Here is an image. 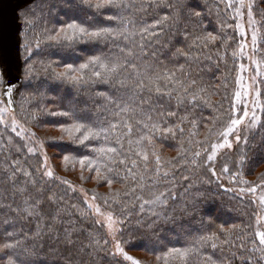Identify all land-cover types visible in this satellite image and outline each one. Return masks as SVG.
Segmentation results:
<instances>
[{"label":"trees","instance_id":"trees-1","mask_svg":"<svg viewBox=\"0 0 264 264\" xmlns=\"http://www.w3.org/2000/svg\"><path fill=\"white\" fill-rule=\"evenodd\" d=\"M236 9L33 0L19 11L16 109L0 95V264H264V2L250 8L259 118L225 137L243 114ZM97 59L120 67L106 74ZM82 191L118 220L135 263L113 253Z\"/></svg>","mask_w":264,"mask_h":264},{"label":"rangeland","instance_id":"rangeland-1","mask_svg":"<svg viewBox=\"0 0 264 264\" xmlns=\"http://www.w3.org/2000/svg\"><path fill=\"white\" fill-rule=\"evenodd\" d=\"M229 2H233L237 5V9H236L237 29L239 30L243 38V41L241 43L240 54H241V58L245 61L244 63L241 64L239 73L237 75L238 88L236 92L235 103L238 104L239 106H242L243 114L241 117H243L244 111H247L248 113V117L243 120L241 126L251 128L255 124L252 121L254 120L256 122L258 120L259 110H260L257 99V88L255 86V82L257 81L259 75L262 73V66L259 64V62L256 60V58L253 55L257 45L258 33L253 25L254 21L250 10L252 0H229ZM249 13H251V15ZM253 36H255V42H253ZM0 83H1V77H0ZM52 92L58 93V91L55 90H53ZM237 93L240 94L239 97H237ZM244 105H247V107L244 108ZM8 120L14 126L17 125V123L12 118ZM42 156H43L42 169L44 170L45 174L47 172H52L53 174V168L51 162L56 163V161L50 160L49 157L47 156V153L43 150H42ZM82 193L84 196V200L88 208L91 210L93 216L96 218L98 222H100L103 225L106 234L109 238V241L111 243L113 253L127 260L130 263H135L136 256L133 253L126 251L118 240V231H119L118 220L110 212L100 207L92 197L88 196L83 191ZM109 216H111V220L108 219ZM113 221H115L114 224ZM110 224L112 225L113 228L112 231H110L109 229ZM117 243H119V249L117 248ZM120 249H122V251H120Z\"/></svg>","mask_w":264,"mask_h":264},{"label":"water","instance_id":"water-1","mask_svg":"<svg viewBox=\"0 0 264 264\" xmlns=\"http://www.w3.org/2000/svg\"><path fill=\"white\" fill-rule=\"evenodd\" d=\"M33 0H0V73L1 99L10 111L16 109V100L22 85V58L20 53L19 11ZM11 82V98L5 95L3 84ZM5 100H10L5 103Z\"/></svg>","mask_w":264,"mask_h":264},{"label":"snow or ice","instance_id":"snow-or-ice-1","mask_svg":"<svg viewBox=\"0 0 264 264\" xmlns=\"http://www.w3.org/2000/svg\"><path fill=\"white\" fill-rule=\"evenodd\" d=\"M261 2H264V0H261ZM229 7H231V5H229ZM198 14H199V13H198ZM249 14L251 15V13H249ZM70 27H74V25H70ZM80 31H81V33H84V29H81ZM89 35H92V36H99L100 33H99V32H94V33H90ZM213 39H215V37H213ZM253 42H255V36H253ZM90 63H93V64H99L100 69H102L104 73L109 74V75H111V74H115V73L118 71L119 67H120L118 64H112L111 67H109V66L106 65V64L100 63L98 59H97V60H93V61H91ZM70 67H71V66H69V68H70ZM87 67H88V65H82V66H81L82 69H83V68H87ZM94 75L97 76V77H99V76H101V72H100V71H96V72H94ZM72 78H73V79H77L76 77H72ZM81 79H82V77H81ZM3 88H4V91H5V95L8 96L9 98H11V95H12V93H13V86H12V83H11V82H6V83H4V84H3ZM259 95H260V93H257V96H259ZM239 96H240V94L237 93V97H239ZM9 102H10V100H5V103H6V104L9 103ZM233 107L235 108V105H234ZM246 107H247V105H244V108H246ZM65 114H66V113H65ZM253 115H255V114H253ZM247 117H248V113H247V111H244V115H243V117L237 116L235 119H231V118H230L231 125H232V126H235V127H240V126L242 125V123H243V120H244L245 118H247ZM252 122L255 123L254 120H253ZM232 126H230V127L228 128V130L223 134L225 137H228V136L234 134V132H235V127H232ZM77 131H80V129L77 128ZM167 131L170 132L171 129H167ZM90 135H91V133H90ZM88 138H89V137H88L87 135L84 137L85 140H87ZM236 139H237V142H239L240 137L237 136ZM82 142H83V141H82ZM228 146L231 147L230 144H229ZM30 151H31V149H30ZM101 151H103V150H101ZM109 151H112V150L109 149ZM197 155H199V153H197ZM211 159H212V157L209 156V160H211ZM81 163H83V161H81ZM223 171H224L225 173H227V172L229 171V169H228L227 167H225V168L223 169ZM46 174H47V176H49V177L52 176V172H47ZM213 174H215L214 171H213ZM250 191L255 192V191H256L255 187H253L252 189H250ZM161 195H163V194H161ZM157 199H159V197H157ZM260 202H261L262 204H264V199H261ZM146 203H147V201H146ZM108 219L111 220V216H109ZM114 223H115V221H113V224H114ZM109 229H110V231L113 230L111 224L109 225ZM259 243H260L261 245H264V235H259ZM12 247H14V245H12V244H5V245H4V248H5V249H10V248H12ZM213 247H215V244H213ZM117 248L119 249V243H117ZM120 251H122V249H120ZM173 251H178V250L173 249ZM258 264H259V261H258Z\"/></svg>","mask_w":264,"mask_h":264}]
</instances>
